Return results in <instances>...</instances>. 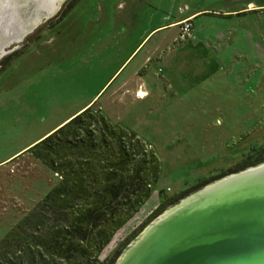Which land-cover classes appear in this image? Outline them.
I'll return each instance as SVG.
<instances>
[{
  "label": "rangeland",
  "instance_id": "obj_1",
  "mask_svg": "<svg viewBox=\"0 0 264 264\" xmlns=\"http://www.w3.org/2000/svg\"><path fill=\"white\" fill-rule=\"evenodd\" d=\"M31 32L0 58V239L58 181L25 153L34 144L12 155L90 101L162 165L151 198L101 260L162 201L264 147V0H63ZM141 88L143 100L130 95Z\"/></svg>",
  "mask_w": 264,
  "mask_h": 264
},
{
  "label": "trees",
  "instance_id": "obj_2",
  "mask_svg": "<svg viewBox=\"0 0 264 264\" xmlns=\"http://www.w3.org/2000/svg\"><path fill=\"white\" fill-rule=\"evenodd\" d=\"M58 181L0 239V264H114L140 232L168 207L205 185L264 162L256 158L162 201L115 258L100 256L151 198L161 174L154 148L128 126L92 105L27 150Z\"/></svg>",
  "mask_w": 264,
  "mask_h": 264
},
{
  "label": "water",
  "instance_id": "obj_3",
  "mask_svg": "<svg viewBox=\"0 0 264 264\" xmlns=\"http://www.w3.org/2000/svg\"><path fill=\"white\" fill-rule=\"evenodd\" d=\"M49 18L40 16L8 40L0 58ZM114 264H264V162L217 179L165 209Z\"/></svg>",
  "mask_w": 264,
  "mask_h": 264
},
{
  "label": "bare ground",
  "instance_id": "obj_4",
  "mask_svg": "<svg viewBox=\"0 0 264 264\" xmlns=\"http://www.w3.org/2000/svg\"><path fill=\"white\" fill-rule=\"evenodd\" d=\"M57 1L59 0H0V53L6 52L2 46L8 40L21 31L28 30L40 16L52 17L56 13L54 8ZM137 94L141 98L146 96L143 90Z\"/></svg>",
  "mask_w": 264,
  "mask_h": 264
},
{
  "label": "crops",
  "instance_id": "obj_5",
  "mask_svg": "<svg viewBox=\"0 0 264 264\" xmlns=\"http://www.w3.org/2000/svg\"><path fill=\"white\" fill-rule=\"evenodd\" d=\"M117 5H118V3H117ZM119 6L123 9V8H124V4H123V2H121ZM200 14H202L201 11H194V12H191L187 18H190V17H191V18H195L197 15H200ZM172 25H176V23H173ZM170 26H171V25H170ZM162 28H163V25H158V26L152 28V30L150 31V33L153 32V31H155V30H160V29H162ZM150 33H149V34H150ZM138 47H139V46H138ZM138 47H136V48L134 49V51L131 53L130 56L133 55V53L137 50ZM169 78H170V76H169ZM126 79H127V78H126ZM126 79H124V80H126ZM169 80H170V84H171V81H172V80H171V79H169ZM124 83H125V82L122 80V81L119 83V85H118V86L112 91L111 95H112V97H114V99H117V98L120 96L121 86H122ZM141 90H143V89L141 88L139 91H141ZM137 91H138V89H134V90H132V91L130 92V95H132V96L136 95V96H135L136 98H138V99H140V100H143L144 98L139 97L138 94H137V93H138ZM143 91H144V90H143ZM145 92H146V91H145ZM146 96H147V92H146ZM146 96H145V97H146ZM99 99H100V98H99ZM136 100H137V99H136ZM116 101L119 102V100H116ZM91 102H92V101H90V102L86 103L85 105H83L82 107H80L75 113L71 114V115L69 116V118H67L66 120L62 121L60 124H58L56 127H54L53 129H51L49 132H47V133L44 134L43 136L39 137L38 139H36V140L33 141L32 143L28 144L26 147L22 148L20 151L16 152V153L13 154L12 156H15L16 154H18V153L21 152L22 150L28 148V147L31 146L32 144L35 145L36 142H37V143L39 142V140L41 141L42 138H45L47 135H49V134L52 133L54 130H56L57 128H59V126H61V125L64 124L66 121H68L69 119H71L73 116L77 115L79 112H81V111L84 110L86 107H88V106L91 104ZM135 102H136V101H135ZM94 106H95V104L92 105V107H94ZM98 109H100L101 111H103V112H104L109 118H111L113 121L118 122L117 120H114L111 116H109V115L105 112V109H104L103 106H99ZM31 147H32V146H31ZM31 147H30V148H31ZM27 150H29V148H28ZM27 150L25 151V153H28ZM12 156H10V157H12ZM28 156L34 158V157H33L31 154H29V153H28ZM10 157H9V158H10ZM34 159H35V158H34ZM39 162H40V161H39ZM40 163H41V162H40Z\"/></svg>",
  "mask_w": 264,
  "mask_h": 264
},
{
  "label": "built area",
  "instance_id": "obj_6",
  "mask_svg": "<svg viewBox=\"0 0 264 264\" xmlns=\"http://www.w3.org/2000/svg\"><path fill=\"white\" fill-rule=\"evenodd\" d=\"M185 30H189L190 29V26L188 24L185 25Z\"/></svg>",
  "mask_w": 264,
  "mask_h": 264
}]
</instances>
